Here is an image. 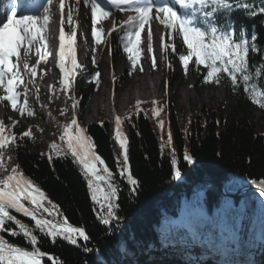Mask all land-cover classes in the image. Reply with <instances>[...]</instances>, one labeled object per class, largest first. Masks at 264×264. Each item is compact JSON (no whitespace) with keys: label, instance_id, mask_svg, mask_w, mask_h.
Returning a JSON list of instances; mask_svg holds the SVG:
<instances>
[{"label":"trees","instance_id":"1","mask_svg":"<svg viewBox=\"0 0 264 264\" xmlns=\"http://www.w3.org/2000/svg\"><path fill=\"white\" fill-rule=\"evenodd\" d=\"M254 4L259 7L264 0H254ZM231 19L237 29L246 26L258 37L260 51L250 53V64L264 63V15L251 17L241 9L234 11ZM174 43L176 51L172 53L180 60L186 46L179 37ZM190 65L199 72V82L209 87L212 82L207 80L204 66ZM90 66L99 71L93 60ZM221 80L227 102L218 109L204 110L186 124L169 109L163 115V129L150 110H132L121 120L120 126L128 133L127 166L139 182L135 193L127 176L121 175L123 152L114 149V123L84 127L117 188L115 203L119 207L116 218L107 225L102 220L106 208L92 200L88 180L93 178L70 153L56 157L49 148L54 156L49 161L32 151L31 138L21 137L12 144L16 165L59 205L62 216L85 228L91 239L80 244L93 249L89 253L66 240L58 238L53 243L37 234L41 251L65 264H264V197L259 192H264V132L255 130L253 113L255 108L262 112L264 108L252 102L242 85L234 88L223 75ZM76 96L80 99L78 116L85 95L80 91ZM24 131L22 125L13 127L17 136ZM58 144L67 151L62 142ZM185 153L193 157L191 163L183 158ZM99 165L106 175L104 165ZM177 168L179 179L175 177ZM95 185L108 191L105 181ZM257 195L263 202L257 203ZM13 214L34 226L30 218ZM3 234L31 249L22 236ZM255 254L257 258L252 259ZM44 262L49 264L47 258Z\"/></svg>","mask_w":264,"mask_h":264},{"label":"snow or ice","instance_id":"2","mask_svg":"<svg viewBox=\"0 0 264 264\" xmlns=\"http://www.w3.org/2000/svg\"><path fill=\"white\" fill-rule=\"evenodd\" d=\"M85 2L91 7V36L96 45L106 39L102 38L103 28L97 25L102 20H108L112 14L109 8L102 5L107 4L120 12L131 13L119 24L113 22L107 35L111 36L113 32L123 33L121 39L124 42V51L129 54L133 67L141 58V36L146 25L148 50L152 52V21L156 20L168 32L170 43H165L161 36L165 53L169 48L176 51L175 37H179L186 46L185 54L180 56L185 74L190 64L197 68L204 66L209 82L219 84L223 75L230 79L234 88L242 85L252 102L264 108V63L250 64V53L260 51L258 37L250 33L246 26L237 29L235 21L231 19L234 11L241 9L251 17L264 15V4L256 7L254 0H160L159 3L157 0H85ZM46 3L51 5L52 0H46ZM77 3H80V0H77ZM59 11V47L56 55L62 73L61 89L68 92L72 88L76 70L80 67L77 61L78 22L73 19L74 10L71 7L68 8L65 19V0H60ZM49 13L50 8L45 7L43 16L22 15L17 19L16 11L13 9L7 22L0 26V88L6 93L0 95V101H7L22 117L25 114L28 117L35 115L28 99V92L29 84H34L37 76L36 66H29L27 61L22 59V52L27 54L35 48V52L40 55L37 64L46 61L47 57L52 55L48 51L49 40L46 37L51 19ZM65 24L70 27L69 32L65 31ZM152 64L153 67L156 66L154 55ZM96 75L99 76V73ZM36 90L38 92L39 88ZM72 107L75 108L76 104L73 103ZM160 111V109L155 111L157 117L160 116ZM17 123L13 122V126ZM159 123L163 129L164 121L161 120ZM120 125V117H117L116 137L123 149L124 161L121 175L127 176L133 186L132 192L135 193L139 182L132 176L127 166L128 145L126 138L121 134ZM21 137H33L32 129L24 131L21 136L14 133L8 135L5 134L4 121L0 120V172L7 173L0 176V233L22 235L31 246V250L9 243L5 236L0 234V264H43L45 258L49 264H65L63 260L41 251L36 232L44 234L53 243L60 238L91 253L93 249L86 243L80 244L81 241L88 242L91 239L85 228L74 226L66 216H62L59 205L53 204L47 194L32 179L24 175L19 165L9 169L7 161L12 158L11 156L6 158L5 152L9 145L16 144ZM171 139L169 131L168 144H171ZM59 140L66 144L67 151L56 141L51 143V150L55 152L56 157L70 153L90 174L93 179L88 180V186L92 192V200L100 204L101 209L106 208V216L102 217V220L104 224H110L112 219L116 218L115 209L119 207L115 203L117 188L111 182L112 172L94 152V145L85 135V129L79 125L75 116L63 126ZM47 158L52 161L54 156L49 153ZM183 158L189 163L193 161V157L187 153ZM98 164L104 165L103 173L106 175L100 174ZM173 164H176L175 157ZM180 176L181 171L177 168L175 177L179 179ZM98 181L107 183V192L103 187L95 185ZM260 195L264 196V192ZM13 213L30 218L34 226L29 227Z\"/></svg>","mask_w":264,"mask_h":264},{"label":"rangeland","instance_id":"3","mask_svg":"<svg viewBox=\"0 0 264 264\" xmlns=\"http://www.w3.org/2000/svg\"><path fill=\"white\" fill-rule=\"evenodd\" d=\"M159 2L160 0H157V3ZM43 6L44 0H34L30 3L32 10L29 13L32 15L43 16ZM73 10L74 21H76L78 17L82 20L84 14L87 16V13L91 19V7L89 3H86L85 1L83 2L82 0H80V3H77L76 0V7H74ZM57 11V21H60L59 7ZM67 11L68 7L65 5L66 17ZM8 14L11 16L9 12H7V15ZM49 14L52 24L54 15L51 8ZM130 14L131 13L123 14L122 19H127V16ZM6 22V17H3L0 20V23ZM113 22L117 24L120 23L115 21L114 18H111L107 22L108 28L105 33L106 42L101 43L100 50H88L87 48H83L82 44L85 41L84 38L79 42L80 46H82L81 58L78 61L80 67L76 70L77 74L74 78L70 91L65 92L61 89L60 81L62 79V73L60 69L48 68L44 69L42 76L37 73L35 83L29 84L28 99L34 110L37 111L34 116L28 117L25 114L22 117L18 111L11 108L7 101H0V120H3L5 123V134H13V127H15L13 126V122H18L16 125H22L25 131L31 128L33 131V137H30L33 145L32 151L47 157L51 143L53 141H56L57 143L61 142L59 140L60 131L56 127L55 121L59 123V125L67 124L70 122L72 117L75 116L79 125L84 128L89 124L101 123L104 121L116 123L117 117H120L121 120L132 110H150L153 113L156 122H159L163 119V115L167 113V109H169L171 112L176 114L179 121L186 124L190 120L195 119L204 110L218 109L224 102H227L226 86L221 79L219 84L212 82L209 87L203 86L204 84L199 82V72L192 65H189L187 73L185 74L183 63H181L180 60L173 55L171 48H169L168 52L165 53L163 47H156L154 49L153 55L156 59L155 67H153L152 59L149 57H145L144 64L141 65V69L144 66L151 65L154 68L153 71L155 79H148L147 89L144 94L145 97L141 100L138 99L139 94H137V87L133 82L138 76V72L136 67H133L131 59H129V54L124 51V42L121 39L123 33L113 32L111 36L107 35L108 31L112 28ZM153 22L158 25L157 31L159 37L163 36V41L165 43H170L168 32L165 27L156 20H153ZM68 28L70 29L69 26ZM141 38L142 41L146 40L145 32L142 33ZM33 50H35V48H33ZM37 56H39V54H37ZM30 57L29 53V55L25 58L28 64ZM93 58L98 65L99 71H96L90 66ZM38 59H40V56ZM112 60H115L117 63L121 62L122 64L120 68L121 79L118 77H112L111 80L109 78L108 81H105L106 63L104 64L103 61H107V63H109ZM34 65H37V61L34 62ZM97 73H99V76L96 75ZM26 79H28V77H26ZM37 87L39 88L38 92L36 90ZM150 87H154L152 92H150ZM126 89H131L133 93L132 99L127 105L120 107L117 102V97L124 96ZM184 90H187V95L184 94ZM80 91H82V94L85 95V102L80 115L76 116L77 106L73 108L72 105L73 103L78 104L80 101L79 97L76 96V94ZM5 94L6 93L3 89L0 88V95ZM22 100L23 97H21V102ZM166 102H168L169 107H167ZM94 103L97 104L99 108L98 111L96 110ZM47 104H49V106ZM157 109L161 110L159 117L155 115V111ZM253 113L255 130L258 132H264V112L255 108ZM113 115L118 116L113 117ZM123 131L126 135L128 134L125 128H123ZM51 134L55 137L53 140H50L48 137V135ZM113 145L116 153L123 152V150L119 151L117 148L114 137ZM8 156H11L12 158L10 161H7L10 169L12 166L16 165L13 156V145H9L7 151L5 152V157L7 158ZM6 174L7 173L0 172V176ZM257 197L258 204L263 202L262 198L258 195ZM52 219H59V217H52ZM22 238L24 237L22 236ZM5 239L13 245L22 246L19 245L18 242L9 240L6 236ZM222 244L224 245V243ZM43 264L46 263L43 262Z\"/></svg>","mask_w":264,"mask_h":264},{"label":"bare ground","instance_id":"4","mask_svg":"<svg viewBox=\"0 0 264 264\" xmlns=\"http://www.w3.org/2000/svg\"><path fill=\"white\" fill-rule=\"evenodd\" d=\"M82 1L84 2L85 0H82ZM24 2L26 3L25 6H27L28 5V3H27L28 0H23V3ZM59 3H60V0H52V4L51 5H47L46 0H45L44 1V6L42 8V9H45V7L51 8L52 12H53V15H54V18H53L52 24L51 23L49 24V28H48L47 35H46V37L49 40L48 51L51 52L52 55L48 56L46 61H40V63L36 65L37 73H39L40 76L43 75L44 69H48V68H51V69L58 68L59 69V67H58V58H57V55H56L57 52H58V47H59V40H58L59 21H57V15H58L57 14L58 13L57 10H58V7H59ZM65 5L68 8L71 7L72 9H74V7H76V0H71V1L70 0H65ZM108 7L110 8V11L112 13L111 16L108 18V20H102L97 25V27H102L103 30H104L103 33H102V38L106 37L105 33L107 31L106 29L108 28L107 27V22L111 18H114V20L117 21V22H122L123 21V19H122L123 14H125L123 12H120L118 9H115V8L111 7L110 5H108ZM2 8H3V6L1 7V11L3 10ZM30 8L31 7H29V6L21 8L19 12L24 11V12L27 13V12H29L27 10H29ZM88 15H89L88 13H87V16H86V14H84L82 20H80V18L78 17V19H76V21H75V22H78V27H77V61H79L80 58H81L82 46H83V48H87L88 50H94V49L95 50H100V48H101L100 47L101 44L96 45L95 41H94V38L91 36V19L89 18ZM6 18H7V15H6ZM65 19H66V15H65ZM152 27H153L152 52H149V50H148L147 25H146V28H145L146 40L142 41V43H141V46H140L141 49H142L141 58H140L139 63L135 66L136 70L138 72V76L134 79L133 82H134V84H136L137 94H139V96H138L139 98L138 99H140V100L143 99V97H145L144 94H145L146 89H147L148 79H155L154 78V71H153L154 68L151 65H148V66L142 67V69H141V65L144 64L145 57H149L150 59H152V55H153L154 49L156 47L162 48V46H161L162 45L161 36L159 37L158 31H157L158 30V25L155 22L152 21ZM65 31L66 32L70 31V29L68 28L67 24H65ZM83 38L85 39V41L82 44V46H80L79 42ZM105 42H106V39H104L103 43H105ZM29 53H30L31 57H30L28 62L30 64V66H35L34 62L39 60L38 57L40 55L37 56V53L33 49ZM29 53L24 54L22 52V59L25 60L26 56L29 55ZM103 63L104 64L106 63V67H105V72H106L105 81H108L109 78L111 80L112 77H118L119 79H121V76H120V68L122 66L121 62L117 63L115 60H112L109 63H107V61H103ZM153 88L152 87L149 88L150 92L153 91ZM187 93H188L187 90H184V94L187 95ZM132 95H133V93H132L131 89H126L125 92H124V96H122V97L118 96L117 97V102L120 105V107H122L123 105H127L131 101ZM114 100H115V97H114ZM94 105H95L96 110L98 111L99 108H98L97 104L94 103ZM114 116L117 117L118 115H113V117ZM51 118L54 119L53 117H51ZM55 125L59 129L60 135H61V133L63 132V126L65 124L59 125V123H57L55 121ZM114 125H116V123ZM116 131H117V127H116ZM120 131H121L122 136L124 138H126V135H125V132L123 131V127L122 126H120ZM48 137H49L50 140H53L55 138L54 135H52V134L48 135ZM113 137H114V140L116 142L117 148L119 149V151H122L123 149L121 147L120 141L116 137V132H115V135H113ZM119 153H122V152H119ZM97 167L100 168V165L98 164ZM100 174H102V172Z\"/></svg>","mask_w":264,"mask_h":264},{"label":"water","instance_id":"5","mask_svg":"<svg viewBox=\"0 0 264 264\" xmlns=\"http://www.w3.org/2000/svg\"><path fill=\"white\" fill-rule=\"evenodd\" d=\"M258 190V189H257ZM263 191H260V193H262Z\"/></svg>","mask_w":264,"mask_h":264}]
</instances>
